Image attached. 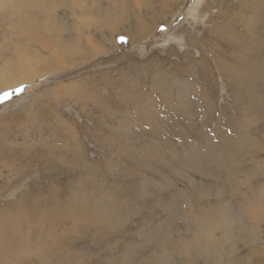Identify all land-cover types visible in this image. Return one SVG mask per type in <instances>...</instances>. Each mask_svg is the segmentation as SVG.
I'll return each mask as SVG.
<instances>
[{"label":"rangeland","instance_id":"obj_1","mask_svg":"<svg viewBox=\"0 0 264 264\" xmlns=\"http://www.w3.org/2000/svg\"><path fill=\"white\" fill-rule=\"evenodd\" d=\"M255 1L0 0V264H264Z\"/></svg>","mask_w":264,"mask_h":264},{"label":"bare ground","instance_id":"obj_2","mask_svg":"<svg viewBox=\"0 0 264 264\" xmlns=\"http://www.w3.org/2000/svg\"><path fill=\"white\" fill-rule=\"evenodd\" d=\"M12 1H16V0H12ZM21 1H31V0H21ZM79 1H82V0H79ZM255 2L258 3L259 5H262V6L264 5V0H256ZM245 3H247V0H245ZM258 8L259 7L254 8L256 10V13L254 16L253 15L251 16L250 14L251 9L248 11L247 14L243 15L241 19L244 25L241 24L240 26L243 29L249 28L250 32L247 33L248 37H252L254 35L257 38L258 42H260V44L258 45V50L260 52L258 53V56L257 54H254L253 56V57L257 56L256 58L260 59L261 52L264 54V18H263L264 13L261 12ZM255 17L260 18V21L257 22ZM27 39L28 41L32 40L30 36H27ZM44 39L45 37L38 39L37 43L44 44L46 42ZM15 55H16L17 60L23 61V60H26V56H29L27 59L31 58V56H34L35 52H30L25 47L20 46L16 49ZM259 59L254 60V62H257L256 67L252 66L251 69L249 70L250 75L255 72L254 77L253 78L250 77L249 82L254 84V86L263 84L262 89L261 88L255 89L256 94L252 96V101H253L254 107L262 106L264 108V62L262 63V61H260ZM6 69L8 70L7 67ZM25 79H26V75L22 72L21 75H19L15 79H11L9 83L5 84L6 85L5 88H9L14 85L17 86L19 83L24 82ZM29 81L31 80H28L26 82H29ZM196 157H197V165L195 166L196 170L200 168H205L209 164L216 166V167L221 166L223 168V164L226 161L225 158L219 157L216 154L215 149L213 148L208 149V150H201L197 148Z\"/></svg>","mask_w":264,"mask_h":264}]
</instances>
